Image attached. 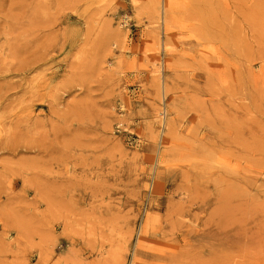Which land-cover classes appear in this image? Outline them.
<instances>
[{
  "label": "rangeland",
  "instance_id": "obj_1",
  "mask_svg": "<svg viewBox=\"0 0 264 264\" xmlns=\"http://www.w3.org/2000/svg\"><path fill=\"white\" fill-rule=\"evenodd\" d=\"M112 262L264 264V0H0V264Z\"/></svg>",
  "mask_w": 264,
  "mask_h": 264
},
{
  "label": "bare ground",
  "instance_id": "obj_2",
  "mask_svg": "<svg viewBox=\"0 0 264 264\" xmlns=\"http://www.w3.org/2000/svg\"><path fill=\"white\" fill-rule=\"evenodd\" d=\"M163 86H164V85H163ZM163 90H164V89H163ZM164 91H165V90H164ZM51 205H52V203H51ZM51 208H52V206H51ZM51 208L49 209V211L51 210ZM52 209H53V208H52ZM145 229H146V228H145ZM142 236H143V235H142ZM101 249H102V248H101ZM112 249L114 250V248H111V250H112ZM103 250H105V249L103 248ZM169 250H170V249H169ZM110 252H111V251H109V254H110ZM101 253H102V252H101ZM111 253H112V255H113V252H111ZM112 255H111V256H112ZM108 258H109V257H108ZM108 258H107V259H108ZM113 259H114V258H113ZM104 260H105V259H104ZM110 260H111V259H110ZM113 261H114V260H113ZM117 261H119V260H117ZM105 262H107V261H105ZM115 262H116V260H115ZM44 263H45V262H44ZM112 263H113V262H112ZM120 263H121V262H120ZM113 264H115V263H113Z\"/></svg>",
  "mask_w": 264,
  "mask_h": 264
}]
</instances>
